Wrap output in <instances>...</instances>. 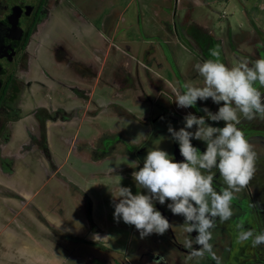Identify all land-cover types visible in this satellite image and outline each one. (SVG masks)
I'll return each mask as SVG.
<instances>
[{
    "label": "rangeland",
    "instance_id": "obj_1",
    "mask_svg": "<svg viewBox=\"0 0 264 264\" xmlns=\"http://www.w3.org/2000/svg\"><path fill=\"white\" fill-rule=\"evenodd\" d=\"M262 6L49 0L0 106V264H153L154 253L162 264H215L168 243L188 238L183 216L173 215L165 241L117 222L110 189L147 194L132 173L150 149L174 159L168 128L178 126L160 114L177 116L173 89L202 85L197 62L226 56L232 67L234 52L253 53ZM221 238L213 250L231 264Z\"/></svg>",
    "mask_w": 264,
    "mask_h": 264
},
{
    "label": "clouds",
    "instance_id": "obj_2",
    "mask_svg": "<svg viewBox=\"0 0 264 264\" xmlns=\"http://www.w3.org/2000/svg\"><path fill=\"white\" fill-rule=\"evenodd\" d=\"M194 69L202 78V85L186 82L173 89L171 100L178 108L186 109L196 107L198 101L211 99L219 105L218 110L213 112L205 106L199 109L205 115L188 113L179 130L169 126L171 138L179 144L182 161L174 160L160 148L147 152L143 167L132 173L137 189L146 190L147 194L143 191L133 194L130 187L121 184L110 192L115 220L122 219L134 226L142 239L152 234L163 235L172 227L155 207V202L162 205L168 202L167 208L173 215L184 217V230L189 236L182 245L188 250V259L208 256L221 264L210 243L211 229L216 227L217 219L223 223L232 218L234 193L247 187L255 172L257 153L238 125L241 118L264 120V94L260 91L264 88V58L241 59L232 67L208 59L197 62ZM208 120L224 124L213 126ZM194 126L195 131H189ZM193 139L204 142L206 149L201 151L194 146ZM213 169L218 170L226 187L214 189ZM240 228V241L251 239L253 247L264 244V232L243 230V225ZM193 232L197 233L194 238L190 235ZM162 259L153 264H162Z\"/></svg>",
    "mask_w": 264,
    "mask_h": 264
},
{
    "label": "flooded vegetation",
    "instance_id": "obj_3",
    "mask_svg": "<svg viewBox=\"0 0 264 264\" xmlns=\"http://www.w3.org/2000/svg\"><path fill=\"white\" fill-rule=\"evenodd\" d=\"M48 2L49 0H0V106L6 98L8 90L16 87L14 76L22 59L23 50L30 39L34 27L45 11ZM257 35L259 41L255 42V51L253 53L242 51L239 52L240 54L234 52V55L238 54L241 58L235 57L236 60L231 63L232 66L238 64L241 59L254 61L264 58V35L262 31L259 30H257ZM211 59L216 60L214 57ZM228 60L230 61V58L223 56L216 61L222 62L230 67V62ZM260 91L264 94V88H260ZM205 106L213 112L217 111L219 107V105L214 104L211 99H209L206 102L198 101L196 107L186 109L177 107L175 111L177 116L175 117L172 116V112L168 111L169 109L167 110L165 108H163L164 111H161L160 114H165V116L173 118L179 130L184 126V117L188 113H193L197 116L205 115V113L199 111V109ZM208 123L213 124V126L221 127L224 124V122L221 121L219 125H216L210 120H208ZM149 125V127L152 128L151 124ZM238 127L250 141L254 151L257 153L255 172L248 186L240 192L234 193L231 203L233 210L232 218L223 223L217 219L216 227L211 229L212 240L210 243H213L216 237H222L223 247L221 255L225 256L226 259L227 257L229 258L225 260L227 263L264 264V244L259 247H253L251 245V239L248 241H240L238 239V235L242 230L240 228L241 225H243V230L251 229L254 233L264 232V120L257 118L253 121H247L241 118V123ZM159 130L161 131L163 129L159 127ZM189 131H195V126L193 129H189ZM148 132L147 139L136 148H132L135 157L137 153L145 151L148 148L147 140L150 138L151 130ZM192 143L201 151L206 149V144L202 141L193 139ZM174 149L175 151L177 150V156L174 154V160L182 161L183 157L180 155L179 144L176 141H173V150ZM213 175L214 189L219 190L221 187H226L218 174V170L213 169ZM167 203L168 202L162 205L159 202H155V207L157 210L161 211L170 222L173 214L167 208ZM168 234L173 235L171 227L168 230ZM190 235L194 238L197 233L193 232ZM158 236L162 237L164 241L165 239L167 240L165 234ZM168 243L175 248L181 250L185 249L182 243H179L176 239L172 241L168 238ZM194 247L198 248L199 245H194ZM160 257L159 254L154 253V259L152 260H159ZM208 258L213 261L210 257ZM213 262L216 264L215 261ZM164 264H170V262L166 259Z\"/></svg>",
    "mask_w": 264,
    "mask_h": 264
},
{
    "label": "crops",
    "instance_id": "obj_4",
    "mask_svg": "<svg viewBox=\"0 0 264 264\" xmlns=\"http://www.w3.org/2000/svg\"><path fill=\"white\" fill-rule=\"evenodd\" d=\"M260 22H261V21H260ZM19 194H20L22 197H23V196H29V194H28V193H25V192H23V193L20 192Z\"/></svg>",
    "mask_w": 264,
    "mask_h": 264
},
{
    "label": "water",
    "instance_id": "obj_5",
    "mask_svg": "<svg viewBox=\"0 0 264 264\" xmlns=\"http://www.w3.org/2000/svg\"><path fill=\"white\" fill-rule=\"evenodd\" d=\"M174 154L177 156V150L174 152Z\"/></svg>",
    "mask_w": 264,
    "mask_h": 264
}]
</instances>
